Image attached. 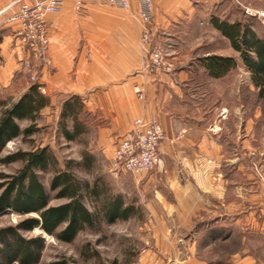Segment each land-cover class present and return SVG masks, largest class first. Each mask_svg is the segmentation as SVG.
I'll use <instances>...</instances> for the list:
<instances>
[{
    "label": "rangeland",
    "instance_id": "374dc122",
    "mask_svg": "<svg viewBox=\"0 0 264 264\" xmlns=\"http://www.w3.org/2000/svg\"><path fill=\"white\" fill-rule=\"evenodd\" d=\"M206 7L209 8L162 13L155 12L152 0L153 17L149 23L150 35L160 39V44H155V39L151 36L153 41L147 49L148 47L141 44L139 35L138 45L145 55L144 67L148 70L162 72L150 66L148 50L153 48L163 53L171 71L174 68L172 60L168 58L171 52L180 53L185 64L193 63L191 65L200 66L191 77L192 88L186 92L192 99L193 109H196L197 116L204 118L206 126L211 122L214 123L211 128L213 132H218L215 127L217 118L219 121L226 120L223 124H219L224 132L221 136H215L221 145L222 158L219 166L215 165L213 171L200 170L199 173L212 180L221 177L225 185L220 186L214 194L222 191L225 196L215 199L203 197L200 207L202 209L207 208L208 205L222 207L229 212L235 209L241 210L243 215L239 220L243 221V224H262L264 222V103L258 100L249 73L242 64L239 54L214 28L210 19L215 18L230 23L247 21L258 35L264 36V0H217L206 4ZM131 21L141 25L142 31L144 25L137 18V14L133 15ZM162 23L165 25L163 26ZM17 46L14 47L17 50L9 54V57H12L13 68L10 73H2L4 82L0 81V99L17 100L30 85H36L38 91L50 100V104L39 112L35 124L38 132L25 139L18 138L6 143L1 157L18 151H34L40 147H48L57 158L58 166L63 169L66 162L69 160L80 162L82 155L87 153L94 157L92 170L87 172L75 168L73 170L75 175L83 181H93L101 177L112 194H120L126 204H132L137 212L128 221L118 220L114 224L102 222L97 231L86 229L71 243L57 242L38 228L28 232L20 231L25 238L37 236L44 238L45 246L39 264H50L59 260H65L68 264H162L168 252L157 251L156 234L160 217L162 214L170 213L168 210L170 206L161 205L159 202L161 197H169L170 193L166 187L167 178L163 175L156 181V169L142 176L126 174L121 170L115 163L113 155L118 139L96 141L98 138L96 126L100 124L99 119L83 112V109L77 121L83 128L81 133L75 139L66 141L62 135V123L68 131H72L73 120L68 117L62 121L61 111L68 100L61 95L48 97L45 85L40 83L43 72L45 71L44 74L51 72V62L47 56L48 47L44 55L38 57L19 40ZM211 55L233 57L237 66L221 78H209L205 69L203 68V71L201 69V60ZM5 58L6 61L9 60L8 56ZM3 61V57L0 56V66L3 65ZM137 88L142 90L143 98H139L137 94L135 97L139 101L144 100L143 86L135 87ZM28 124L29 122H22L20 128H25ZM175 140L177 137L174 138ZM20 167V162H12L8 165L0 163V174L12 175ZM52 176L51 173H41L39 180L49 193V206L55 207L65 201L55 199L54 194L50 192L49 182ZM2 181L0 180V183ZM28 217L38 216L35 214L22 216L15 212L2 211L0 229L14 228ZM170 224L172 222L169 221L168 225ZM173 237H170V240ZM243 238L245 251L264 261V235L259 231L245 229ZM228 244L230 251L242 246L241 240L236 238Z\"/></svg>",
    "mask_w": 264,
    "mask_h": 264
},
{
    "label": "crops",
    "instance_id": "0c3cea01",
    "mask_svg": "<svg viewBox=\"0 0 264 264\" xmlns=\"http://www.w3.org/2000/svg\"><path fill=\"white\" fill-rule=\"evenodd\" d=\"M36 1L0 0L2 82V73L13 68L9 54L17 50L15 32L20 29L7 19L21 4ZM213 1L217 0H153V9L162 13L208 9L211 5L206 7V4ZM130 3L131 8L123 11L90 3L77 13L73 1L65 0L57 14L47 16V56L51 72L45 75L44 71L40 83L45 85L50 98L61 95L66 100H81L83 112L99 119L96 141L125 136L133 121L140 118L156 120L167 139L177 137L172 145L161 146V160L155 173L156 181L163 175L167 178L170 193L168 198L159 200L161 205L170 206V213L160 217L156 234L157 251L168 252L162 264H264L262 258L245 251L243 245L244 230L264 235V222L243 224L239 220L243 215L241 210L229 212L222 207H200L203 197L225 196L222 191L214 194L225 185L221 177L212 180L199 174L200 170L213 171L215 165L219 166L221 145L215 136L224 132L219 124L225 120L217 118L218 132H213L214 123L206 126L204 118L197 116L193 109L192 99L186 92L192 88L191 77L200 66L185 64L180 53L171 52L168 58L174 68L170 73L145 68V55L138 45L142 26L131 21L137 14V2L130 0ZM153 39L155 44H160V39ZM139 86H143L145 97L140 101L134 93ZM169 221L172 224L168 225ZM233 238L241 240L242 246L230 251L228 243Z\"/></svg>",
    "mask_w": 264,
    "mask_h": 264
},
{
    "label": "trees",
    "instance_id": "16d2710c",
    "mask_svg": "<svg viewBox=\"0 0 264 264\" xmlns=\"http://www.w3.org/2000/svg\"><path fill=\"white\" fill-rule=\"evenodd\" d=\"M214 28L226 38L231 48L239 54L242 64L249 73V79L256 90L258 100L264 103V36L258 35L247 21L226 22L210 19ZM209 78H221L236 68L233 57L211 55L201 60ZM50 104V100L38 91V86L29 89L17 100L0 99V163L8 165L20 162L21 167L12 175L0 174V212L10 211L18 215L35 214L14 228L0 229V264H39L44 244L41 236L25 238L20 231L38 228L57 242L71 243L78 234L90 229L97 231L100 224H114L128 221L135 215L136 208L126 204L120 194H112L101 177L93 181L81 180L75 175V168L90 172L94 157L84 153L80 162L69 160L65 167L58 166V160L48 147L34 151H18L1 157L11 140L30 137L38 132L36 122L39 112ZM82 102L68 99L63 105L61 118L73 120V130L68 131L62 123V135L66 141L75 139L82 131L78 116ZM29 122L25 128L20 123ZM41 173H51L49 190L54 198L65 202L49 206V193L40 183ZM88 202L90 205L88 206ZM50 264H68L59 260Z\"/></svg>",
    "mask_w": 264,
    "mask_h": 264
},
{
    "label": "built area",
    "instance_id": "2783aa9c",
    "mask_svg": "<svg viewBox=\"0 0 264 264\" xmlns=\"http://www.w3.org/2000/svg\"><path fill=\"white\" fill-rule=\"evenodd\" d=\"M65 0H37L32 4H21L18 10L7 20L19 25L15 32L16 40L23 43L34 55L43 56L47 49L48 27L47 16L57 14L63 7ZM73 9L80 13L90 3L100 6L112 7L117 10H129V0H72ZM137 18L143 24L140 34L141 44L149 49L151 38L149 23L152 21V0H136ZM22 45V44H21ZM150 53V66L165 74L171 71L157 48L148 50ZM135 94L142 97V90L135 89ZM131 130L125 136L120 137L113 151L114 161L126 174L140 175L148 173L160 163V148L165 143L173 144L166 138L162 126L155 121L143 119L134 120Z\"/></svg>",
    "mask_w": 264,
    "mask_h": 264
}]
</instances>
